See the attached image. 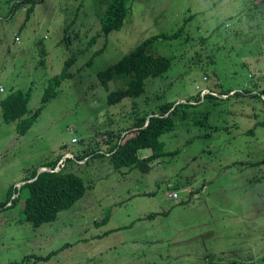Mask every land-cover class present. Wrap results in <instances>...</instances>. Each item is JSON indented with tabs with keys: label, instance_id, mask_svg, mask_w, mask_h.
<instances>
[{
	"label": "rangeland",
	"instance_id": "374dc122",
	"mask_svg": "<svg viewBox=\"0 0 264 264\" xmlns=\"http://www.w3.org/2000/svg\"><path fill=\"white\" fill-rule=\"evenodd\" d=\"M18 1L0 0V100L30 91V118L69 59L71 77L26 134L0 106V203L54 163L89 189L39 228L24 220L23 199L1 208L0 264H264V0H126L129 17L109 35L102 19L116 0H42L29 20ZM184 27L154 51L172 58L170 70L140 97L110 104L122 85L99 73ZM212 91L217 100L196 99ZM174 102L197 104L161 138L177 155L147 171L79 158L109 155L140 118Z\"/></svg>",
	"mask_w": 264,
	"mask_h": 264
},
{
	"label": "trees",
	"instance_id": "16d2710c",
	"mask_svg": "<svg viewBox=\"0 0 264 264\" xmlns=\"http://www.w3.org/2000/svg\"><path fill=\"white\" fill-rule=\"evenodd\" d=\"M42 0H19L17 7H27V20L34 13L35 6ZM130 8L126 0H116L109 6L105 18L102 19L103 32L106 35L115 31H121L126 20L129 17ZM185 27L175 34H161L149 38L137 46L132 52L122 59L115 66L99 73L102 82L108 85L114 80H118L122 86L116 92L109 95V103L112 105L120 103L126 98H138L145 93L147 80L160 78L172 67V58L163 55H157L154 51L159 47L158 41L166 43L180 38ZM72 61L67 60L63 72L49 81L48 88L42 99L41 107L36 113L26 118L28 115V104L31 97L30 91H12L7 97L0 100L3 119L7 123H15L19 134H26L31 128L34 120L41 114L46 105L59 94V89L65 80L70 79L68 67ZM232 90L223 91V95L230 94ZM213 92V93H212ZM202 98L199 95L196 99L215 101L217 97L212 91ZM264 94V91H263ZM236 95H240L237 93ZM262 96L261 94H259ZM197 104L190 103H169L161 106V112L156 113L150 118H140L136 123L137 134L133 137H124L122 142H116L109 148V152L101 154L99 151H93V154L81 156V160L90 157L110 158L111 163L116 169L129 168L148 170V161L154 162L158 159L169 156L165 153V143L162 137L171 135L178 131L179 124L184 123L192 114V109ZM208 115V114H207ZM264 127V123H259ZM120 139V136L118 137ZM144 150H151L152 155L148 159H142L140 153ZM171 154L170 156H175ZM83 158V159H82ZM69 160V159H68ZM87 162V161H86ZM57 163L51 164L49 168L53 172L44 171L39 174L35 171L20 187L19 194L14 188L9 190L8 198L0 203V209L12 203L16 206L20 200L25 201L23 208L24 220L39 228L44 224L53 223L58 219L61 212L70 210L77 202L83 199L89 187L83 181V178L74 174V172H58ZM48 168V166H44ZM18 197H14L15 194ZM107 218L104 220L106 221ZM102 221V223H104ZM101 223V224H102Z\"/></svg>",
	"mask_w": 264,
	"mask_h": 264
},
{
	"label": "clouds",
	"instance_id": "9594fccd",
	"mask_svg": "<svg viewBox=\"0 0 264 264\" xmlns=\"http://www.w3.org/2000/svg\"><path fill=\"white\" fill-rule=\"evenodd\" d=\"M17 41H19V39H17ZM1 91H3V90H1ZM69 157V156H68ZM61 170V164H59L58 165V167L54 170V171H56V172H58V171H60ZM41 171H49V172H53V170L51 169V168H46V167H44V168H42L40 171H39V173L41 172ZM42 173V172H41ZM9 205V204H8ZM11 206V205H10Z\"/></svg>",
	"mask_w": 264,
	"mask_h": 264
},
{
	"label": "built area",
	"instance_id": "2783aa9c",
	"mask_svg": "<svg viewBox=\"0 0 264 264\" xmlns=\"http://www.w3.org/2000/svg\"><path fill=\"white\" fill-rule=\"evenodd\" d=\"M174 195H175V194H174ZM174 195H173L174 198H178V197H179V196H176V197H175Z\"/></svg>",
	"mask_w": 264,
	"mask_h": 264
},
{
	"label": "crops",
	"instance_id": "0c3cea01",
	"mask_svg": "<svg viewBox=\"0 0 264 264\" xmlns=\"http://www.w3.org/2000/svg\"><path fill=\"white\" fill-rule=\"evenodd\" d=\"M235 252H236V253H239V251H237V250H236ZM230 253H232V252H230ZM227 254H228V253H227Z\"/></svg>",
	"mask_w": 264,
	"mask_h": 264
},
{
	"label": "water",
	"instance_id": "95a60500",
	"mask_svg": "<svg viewBox=\"0 0 264 264\" xmlns=\"http://www.w3.org/2000/svg\"><path fill=\"white\" fill-rule=\"evenodd\" d=\"M41 172H43V171H41ZM41 172H40V173H41ZM40 173H39V174H40Z\"/></svg>",
	"mask_w": 264,
	"mask_h": 264
}]
</instances>
